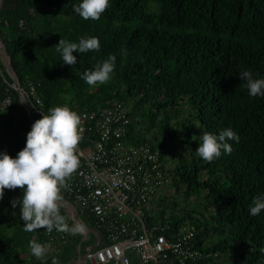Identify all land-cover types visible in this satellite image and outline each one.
I'll use <instances>...</instances> for the list:
<instances>
[{"label": "trees", "instance_id": "1", "mask_svg": "<svg viewBox=\"0 0 264 264\" xmlns=\"http://www.w3.org/2000/svg\"><path fill=\"white\" fill-rule=\"evenodd\" d=\"M0 38L21 86L33 83L46 106L132 103V144L151 145L133 126L148 116L162 148L184 146L174 191L214 209L216 226L187 204L182 217L161 222L194 224L218 264H264V0H3ZM11 83L0 58V201L31 198L0 214V264H72L82 238L75 231L61 253L26 258L49 195L35 174L40 136Z\"/></svg>", "mask_w": 264, "mask_h": 264}, {"label": "built area", "instance_id": "2", "mask_svg": "<svg viewBox=\"0 0 264 264\" xmlns=\"http://www.w3.org/2000/svg\"><path fill=\"white\" fill-rule=\"evenodd\" d=\"M9 86L23 95L46 139L45 179L78 211L82 228L96 231L89 264H218L219 253L206 251L196 240L197 227L178 228L156 219L157 200L172 183L170 161L150 144H132L130 108L121 101L96 110L46 106L36 86ZM11 105L8 96L2 103ZM23 163V160H21ZM31 200L14 194L4 199L15 213ZM44 206L37 218L40 239L28 260L42 261L61 253L75 231L60 206Z\"/></svg>", "mask_w": 264, "mask_h": 264}, {"label": "rangeland", "instance_id": "3", "mask_svg": "<svg viewBox=\"0 0 264 264\" xmlns=\"http://www.w3.org/2000/svg\"><path fill=\"white\" fill-rule=\"evenodd\" d=\"M127 104L131 110L132 103H127ZM133 126L136 129V132L142 133L146 137L147 141H149L155 149H157L161 154H163V159L165 161H170L171 169L174 168L178 164L176 157H178L179 154H183L186 157L187 151L185 150L184 146L180 145L179 143L168 142L166 148L161 147L163 138L160 136L158 127L152 129L150 117L146 116L145 119L143 120L142 118L135 120V122L133 123ZM155 136H158V139H156ZM42 166H41V175L45 176V171ZM165 192L167 194V201L163 206H159L156 209L154 213V216L156 217V219L165 218L166 220H170L171 217L175 215L182 217L183 214L178 209L180 207H184V205L187 204L189 206L196 207L198 209L199 216L198 215L197 216L199 218L201 217V220H203L204 223H207L211 229H213L216 226V223L212 220V216H214V213H215L214 209L207 208L205 205H203L202 201L200 199H197V195H193L191 198H189L188 201H185V198L182 192L177 194L174 191L173 183L168 184L165 187ZM162 196L163 195H161L159 198H161ZM175 202L178 204V207H175L174 205ZM50 203H51V199L49 198V204ZM49 204H47V206H49ZM0 214L4 216H8L10 214V210L9 208L5 206L4 200L0 201ZM171 224L173 226L175 225L174 222L172 221H171ZM82 239H83V236L80 242H82ZM220 240H223V238H220L217 235L212 236V241L217 242ZM85 244H83L84 246L83 249L86 247ZM231 253H233L232 248L229 247L227 255L223 256L222 260L223 261H226L228 259L230 260ZM220 255L222 256L223 254L220 253ZM80 256L84 257L85 251H83V253L80 254L79 256L77 255V257H80ZM73 263L74 262H72V264Z\"/></svg>", "mask_w": 264, "mask_h": 264}, {"label": "water", "instance_id": "4", "mask_svg": "<svg viewBox=\"0 0 264 264\" xmlns=\"http://www.w3.org/2000/svg\"><path fill=\"white\" fill-rule=\"evenodd\" d=\"M3 4V0H0V9L2 7ZM0 58L2 63L4 64V66L6 67V70L8 72V74L10 75V77L13 79V81L16 82V84L18 86L21 85L15 70L12 67V60L9 57V55L7 54L4 45L2 43V40L0 38ZM21 102L25 108V110L27 111V114L30 118V120L32 121L35 129L37 130L40 139H41V151H40V155L37 161V165H36V170H35V174L39 180L40 185L42 186V189L49 195V198L54 202V204L60 206L68 215V217L71 219L74 228H79L81 229L82 233H80L83 237L86 236V231L81 227L80 222L78 220V211L76 210V208L74 207V205L71 203V201L64 195L59 193L54 187H52L49 182L45 179L44 176L41 175V166L44 162L45 156H46V147H47V142L46 139L44 137L43 132L41 131L40 127L35 123L34 118L32 117V114L29 110L28 104H27V100L26 98L21 95ZM78 230V229H77ZM82 243H80L78 245V253L80 254V248H81Z\"/></svg>", "mask_w": 264, "mask_h": 264}, {"label": "crops", "instance_id": "5", "mask_svg": "<svg viewBox=\"0 0 264 264\" xmlns=\"http://www.w3.org/2000/svg\"><path fill=\"white\" fill-rule=\"evenodd\" d=\"M78 229V230H77ZM75 230V232L79 235H81L80 233H82L81 229L77 228ZM84 229V228H83ZM86 231V236L83 237L82 239V244H85L86 247L84 249L81 250L80 248V254L83 253V251H85V256H86V253L87 251L90 249V247L92 246H95L96 243H93L95 242V237H96V231L91 227H88L87 229H84ZM82 236V235H81ZM78 247H77V255L79 256L80 254L78 253ZM85 256L82 257H76V259L74 260V263L73 264H89L86 260H85Z\"/></svg>", "mask_w": 264, "mask_h": 264}]
</instances>
